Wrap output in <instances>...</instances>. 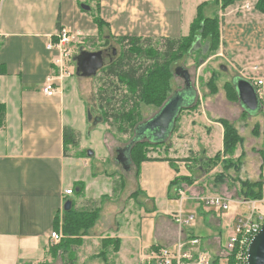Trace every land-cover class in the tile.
I'll list each match as a JSON object with an SVG mask.
<instances>
[{
    "label": "crops",
    "instance_id": "crops-1",
    "mask_svg": "<svg viewBox=\"0 0 264 264\" xmlns=\"http://www.w3.org/2000/svg\"><path fill=\"white\" fill-rule=\"evenodd\" d=\"M208 1H2L0 105L5 108V117L0 129V264H117L121 260L133 264H147L152 263L146 260L150 256L148 254L157 248L173 249L186 235L194 236L193 231L188 232L177 226L172 216L180 208L183 211V201H196V198L205 195L201 191L200 183L214 171L220 169V172V166L210 173L194 178L191 173H203V167L196 158L185 163L177 162L176 165L164 160L143 162L140 165L139 178H129L133 185L128 194L124 195V180L118 191L112 187L110 178L92 172L84 175L81 166H86L87 161L78 159V153L83 151L88 158H96L95 151L88 154L90 151L86 148L85 140H90L91 132L96 129L92 127L98 121V125L101 124L100 116L97 119L92 118L90 107L86 109V105L78 97L77 88L81 87L80 77L76 75L75 57L78 54H73L68 62L69 74L57 79L53 97H46L42 89L48 76L58 75L53 64L55 53L47 49V44L56 41L59 28L77 35L85 30H93L99 36L93 18L89 16L97 5L100 19L108 26H104V38L112 36L176 40L188 35L197 7ZM246 2L247 0H243V3ZM82 5L88 6L89 10L82 9ZM216 5L218 10L215 13L220 17L222 42L219 53L227 61L226 65L236 70L238 77L243 79H264V62L261 60V53H264L263 15L255 10V3L253 12L248 4L239 8L229 7L224 11L220 9V4ZM253 51V54H247ZM249 56L254 57L253 60L258 63L246 68L250 73L245 74L240 68L249 60ZM74 67L75 73L72 72ZM72 76H76L77 80L72 81ZM262 86L264 87V81ZM262 86L258 90H261L260 95L263 97ZM88 90L90 91L89 88ZM196 98L192 106L196 102L198 105L195 110L190 109L193 113L190 118L187 117L189 122L191 119V128L201 129L202 135L195 138V149L192 151L200 152L201 155L204 153L206 158H213L223 150L224 130L218 120L229 122L224 115L232 113V119L241 121L247 112L238 101L230 102L223 92L209 94L204 101ZM259 100L264 107V99L259 96ZM209 113L214 115L209 116ZM240 123V129L244 130L246 124ZM182 125L181 131L184 130ZM253 127L252 132L260 137L259 126L255 123ZM64 128H70L78 135L77 145L80 151L74 157L69 155V149L76 146L68 145L66 152L64 150ZM215 132L220 141L217 147L211 140ZM237 133L239 134L238 131ZM179 135L183 138L186 134ZM243 143L242 140L236 147L234 159H242ZM173 148L167 150L168 154L164 157L157 158L181 160L188 157L184 150L176 154ZM252 151L256 154L262 153L258 147H254ZM178 175L192 178L194 182L190 186L183 184L176 191H169L171 181ZM257 176L258 179L248 181L263 183L261 200L247 201L240 198L238 183H233L235 186L231 189L235 194L231 193V178H227L220 185L224 187L222 191H218V187L214 189L219 194L210 193V196H225L236 203L250 205V210L253 203L258 209L264 208V165L260 167ZM240 179L245 180L242 177ZM78 187L83 188L81 194H78ZM179 189L186 191L181 205L178 199ZM67 190H72L73 193L66 195ZM67 203L70 205L69 209L96 213L94 223L86 235L79 237L77 244H70L68 251L59 247L60 241L54 242L51 239L54 231L62 235L60 229H55V221L58 219V224L62 223ZM201 210L198 208L197 211ZM223 214L224 212H219L220 217H225ZM146 218H154L156 222L151 238L144 241L138 219L142 221ZM209 220L210 230L220 233L221 219L210 216ZM234 220L235 218L230 223V236L234 230ZM209 238L211 239L206 241L205 246L211 248L219 245V238Z\"/></svg>",
    "mask_w": 264,
    "mask_h": 264
},
{
    "label": "rangeland",
    "instance_id": "rangeland-1",
    "mask_svg": "<svg viewBox=\"0 0 264 264\" xmlns=\"http://www.w3.org/2000/svg\"><path fill=\"white\" fill-rule=\"evenodd\" d=\"M194 1V0H193ZM210 1V2H209ZM207 3H204L203 5H200L197 7L198 13L200 12L201 15L204 17L210 16L215 17L217 16L219 18L218 13H215L216 10H218V7L215 3V0H209ZM252 1V2H251ZM254 0H250L246 3H243V0H237L231 5H229L227 8H239L241 6H245L246 4L249 5L250 10L252 12L254 11ZM93 5H95L93 3ZM94 7V6H93ZM226 8V9H227ZM241 11H245L244 9H241ZM247 11V10H246ZM249 11V10H248ZM245 14V13H244ZM263 15V14H261ZM92 18V15H89ZM197 16V12H196ZM195 16V18H196ZM264 17V15H263ZM194 18V19H195ZM106 34V33H105ZM71 36H73L71 49H72V56L73 54H79L80 51H97L100 50V48H104L107 44L111 45V47L115 50L118 57L122 53H127V47L126 43L119 45L115 40L108 39L106 43V39L103 37L96 36L94 34L93 30H85L84 32L78 34L71 33ZM207 41L203 40L202 42L200 40H194L193 41V47L191 51L187 54H185L183 57L179 58L178 60H174L171 63L172 70L175 68H183L185 69L189 75H190V82L191 86L193 88V93L195 94V97H197V100H201L207 98L209 94L211 95V89L209 88V80L212 78V76L215 78L214 84L216 88V93L223 92L226 96V91L224 89V85L226 83H232L234 78L238 77V73L236 70H234L231 66L226 65V60L223 59V57L220 55L219 51L215 52H207L208 50V44H205ZM220 43V42H219ZM162 42H160V39H148V41L139 43L138 45L148 49H154L159 50V53H162L164 49H162L161 46ZM217 45V44H216ZM218 47H221L220 44ZM220 49V48H219ZM247 53V54H253ZM222 54V53H221ZM233 54V53H232ZM262 56V62H264V53ZM72 59V58H71ZM248 61H245L244 66L240 68L245 74H249L250 71L246 68L251 67L254 64H257L258 62L256 60H253L254 57L249 56ZM107 62V61H105ZM144 64H146V60H141ZM75 65V64H74ZM67 66V65H66ZM225 68V71L222 70L221 67ZM68 68L70 67L68 63ZM264 68V66H263ZM245 69V70H244ZM174 71V70H173ZM72 72L75 73V67L72 69ZM260 72V71H259ZM262 74L264 76V70H262ZM80 77V76H79ZM242 78L241 76H239ZM77 80L76 76H72V81ZM106 82V83H105ZM108 79L104 77V73L100 70L97 72L96 76L92 77H80L79 84L82 86H85L83 89L79 86L77 88L78 91V97L79 100L82 101V104L86 105V109L90 107L91 109V115L92 118L101 117L100 108L98 105L97 98L99 97V89L101 87L107 88V85H109ZM105 83V84H104ZM90 89V91L88 90ZM170 88L171 93L170 96L182 91L185 88L184 80L180 77H173L170 81ZM262 90L264 91V87L262 86ZM261 91V90H260ZM89 94L91 96H89ZM214 95V94H212ZM261 99H264V96L260 95ZM264 102V101H263ZM190 103H193V101H190ZM90 105V106H89ZM158 108H155L153 106H145L141 105L139 108L140 113V120L137 127L140 125H143L147 123L149 120H151L156 113L158 112ZM193 112L190 110H182L176 117L175 120V129L171 133V135L165 140L164 144H161L159 146H152L148 145L146 148V151L148 153V156L151 158H157V157H164L166 154H168L167 150L175 151L176 154H179L181 150L185 151V154L188 156L190 160L193 158H196L198 160L206 158L205 154L200 152L192 151L195 149V138L200 137L201 129H193L191 128V119L189 122V118ZM230 113V112H229ZM264 107H262L261 110L255 112V113H247L244 115L241 121L232 119L233 117L232 113L224 115L225 119H229V122L236 128V130L239 132L242 140H243V157L241 159V167L238 173H235L233 170L230 171V175H228L229 178H238L242 177L245 180H251L254 181L258 179L257 173L260 170V167L264 165L261 164L264 162ZM214 114L209 113V116H213ZM189 118H188V117ZM200 122L202 121V117L199 118ZM99 120V119H98ZM97 120V121H98ZM240 122H244L246 124L244 130L240 129ZM99 121L94 125L96 128L94 131L91 132V138L90 140H85L86 148L90 152H96V158L90 157L88 158L86 153L83 151L78 157V159L87 161L86 166H81V168L84 169L83 173L86 175L89 172L94 173L95 175H101L105 178H110L112 180V187H115L116 190L119 191L120 189V183L124 180L125 183V189H124V195H127L128 190L132 187V179H129L131 176H135V167L133 163L129 164V170H124L123 166L118 162L117 160V152L118 149L125 148L130 141L133 139V133L130 129H127L125 133L118 132L116 129V126L111 127L108 126V124H105L103 122H100L101 124L98 125ZM257 124L259 126V130L261 132V136L259 137L258 134H255L252 132L253 130V124ZM181 124L182 128L184 130L181 131ZM127 127V126H126ZM201 128H204L203 126ZM206 130V129H205ZM185 133L186 135L181 139L179 134ZM87 134V133H86ZM84 137V134L82 135ZM105 138V139H104ZM212 142H214L215 147L220 143L219 137L217 132L214 133L213 138L211 139ZM176 147H175V144ZM178 144V145H177ZM199 146L202 147V144L199 143ZM254 147H258L262 153L257 154L252 151ZM79 146L76 145V147L69 149V155L71 157H74L76 155V152L78 151ZM213 149V147H211ZM201 149V148H200ZM248 149V150H247ZM187 150V152H186ZM203 152V151H202ZM107 155V156H106ZM99 156H102L104 158H98ZM233 158V157H232ZM98 159V160H97ZM234 159V158H233ZM235 160V159H234ZM86 164V162H85ZM183 166V165H182ZM216 169V168H215ZM214 170V169H213ZM220 170V169H219ZM218 170V171H219ZM82 171V169H80ZM217 171V170H216ZM212 173L209 177H206L200 185L201 191L205 192V195L202 196H210L214 193L217 194L218 191H222L224 187H220V185H216L214 182L215 174L219 173L218 171ZM194 178L200 177L201 175H204L203 173H191ZM240 176V177H239ZM229 182V181H228ZM231 182V181H230ZM229 184L231 185L230 189L235 186L233 182ZM239 186V185H238ZM94 187H97L95 185ZM218 187L217 193L215 192V188ZM229 189V191H230ZM99 191V190H98ZM96 191V193L98 192ZM200 191V192H201ZM94 193V192H93ZM92 193V194H93ZM231 193L235 194L232 192ZM219 194V193H218ZM73 198H76L74 196ZM173 205V204H172ZM183 212L186 214H192L194 219L191 222L189 226H184L185 231H193V235L196 236L200 240V246L201 249L206 251L209 255L213 257H217L218 253L227 242L230 237L229 230H230V223L232 224L233 219L237 220L240 217H243L244 215H247L250 210V205H245L243 203H236L234 200H230L229 203V209L224 212L225 217L219 216V211L214 208L205 207L200 202L193 201V200H185L183 201ZM198 208H201V212L197 211ZM259 211L261 213H264V208H259ZM223 214V215H224ZM215 216L219 217L221 219V232H212L209 227V217ZM233 217V218H232ZM232 218V221L229 223V219ZM234 220V222H235ZM120 221V222H119ZM119 223H122L121 220H119ZM139 228H141L143 233V240L146 241L151 238V234L154 230V225L156 222V219L154 218H146L142 221L139 220ZM142 225V227H141ZM209 237H217L219 238V245L212 246L211 248L205 246L206 241H209L211 238ZM151 245V244H149ZM151 247V246H149ZM150 255V254H148ZM221 257H219V260ZM117 264H133L130 263V261H119ZM147 264H154L147 263ZM220 264H227L225 259L220 260Z\"/></svg>",
    "mask_w": 264,
    "mask_h": 264
},
{
    "label": "trees",
    "instance_id": "trees-1",
    "mask_svg": "<svg viewBox=\"0 0 264 264\" xmlns=\"http://www.w3.org/2000/svg\"><path fill=\"white\" fill-rule=\"evenodd\" d=\"M235 1L237 0H215L217 4H220L222 11ZM254 1L255 10L264 15V0ZM198 11L187 36L176 40L160 39L162 49H164L162 53L154 49L146 50V48L138 45L139 43L148 41L147 38H114L112 36L105 38L106 43L108 39L115 40L119 45L126 43L127 53H122L118 57H115L112 62L100 70V72L104 73V77L110 81L107 88L101 87L98 92L99 97L97 100L103 123L111 127L116 126L117 131L121 133H125L127 129H130L134 138V132L140 120V113L138 111L140 106H153L160 109L170 97V81L175 76L171 63L183 57L186 53L188 54L194 45V40L207 41L205 44H208V54L209 52L219 51L220 47L218 46L219 44L220 46L222 45L220 39V17H204ZM92 18L100 33L99 37H103L104 26H108L99 17L98 5L93 10ZM59 30L61 29L59 28ZM144 59L147 61L146 64L141 62ZM214 80L215 78L212 76L208 82L211 94L216 92ZM224 89L226 91V98L230 102L238 101L237 92L232 83H226ZM197 105L198 102L190 108L183 110H195ZM4 117L5 108L3 105H0V129L3 127ZM218 123L222 125L224 130L223 150L218 152L213 158L197 159V162L202 165V171L206 174L220 166L221 171L215 174L214 182L216 185H222L229 178L230 171L233 170L235 173H238L240 170L241 157L235 160L232 157L236 147L242 143V139L228 121L219 119ZM63 143L66 152L68 145H77L78 135L70 128H64ZM161 144L137 142L132 146L130 159L131 163L134 164L137 179L139 178L140 165L143 162L164 160L171 165H176L177 162L185 163L190 161L189 158L178 160L149 157L146 151L148 145L159 146ZM175 169L177 170V167ZM231 180L233 183H238L240 198L247 201L262 199L263 183L261 181L249 182L247 180H239L238 178H231ZM193 182L192 178L178 175L171 181L169 191L172 189L176 191L183 184L190 186ZM82 190V187H78V194H81ZM95 217L96 213L93 212H79L72 208L64 211L62 223L59 225L58 219L55 221V229H60L63 235L59 247L68 251L70 244H77L79 237L86 235L88 229L94 223Z\"/></svg>",
    "mask_w": 264,
    "mask_h": 264
},
{
    "label": "built area",
    "instance_id": "built-area-1",
    "mask_svg": "<svg viewBox=\"0 0 264 264\" xmlns=\"http://www.w3.org/2000/svg\"><path fill=\"white\" fill-rule=\"evenodd\" d=\"M3 0H0V5ZM248 9V6H246ZM73 36L71 32L61 29L56 34V41H50L47 49L55 53L53 64L58 75L48 76L43 85V94L46 97H53L56 93L57 79H61L64 74L68 75L67 63L70 62L72 56ZM254 78V77H253ZM256 89L258 97L264 79L254 78L247 79ZM72 190L65 191L66 195H71ZM186 196V191L178 190V199L181 205ZM205 207L214 208L219 212H225L229 209L230 200L221 195L203 196L196 198ZM174 223L179 226H189L194 217L192 214H184L181 208L173 214ZM264 223V213H261L256 204H251L250 213L236 220L234 230L228 239V242L221 247L217 257L209 255L201 249L200 240L192 235H186L184 239L179 240L173 249L157 248L152 251L146 260L154 262V264H220V260L225 259L227 264H247V252L253 238L259 233ZM54 242H59L62 235L57 232L51 234ZM219 257L221 259L219 260Z\"/></svg>",
    "mask_w": 264,
    "mask_h": 264
},
{
    "label": "water",
    "instance_id": "water-1",
    "mask_svg": "<svg viewBox=\"0 0 264 264\" xmlns=\"http://www.w3.org/2000/svg\"><path fill=\"white\" fill-rule=\"evenodd\" d=\"M82 9L88 11V6H81ZM115 53V50H114ZM115 55V54H114ZM76 75L80 77H94L97 72L104 68L103 51H80L75 57ZM222 70L225 68L222 66ZM175 77L180 76L184 80L185 88L173 95L162 105L156 115L147 123L140 125V130L147 133L137 135L123 149L117 150V160L125 170H129L131 163L130 152L132 146L137 142H143L148 139L153 143L161 144L171 135L175 126L177 115L183 110L190 108L196 97L190 82L189 73L183 68L174 69ZM232 84L237 92L238 102L248 113H255L261 110L262 106L257 95L256 89L248 80L237 77L234 78ZM145 129V130H144ZM91 155V152H88ZM69 203L65 205V210H69ZM247 264H264V223L259 233L251 241L247 252Z\"/></svg>",
    "mask_w": 264,
    "mask_h": 264
},
{
    "label": "flooded vegetation",
    "instance_id": "flooded-vegetation-1",
    "mask_svg": "<svg viewBox=\"0 0 264 264\" xmlns=\"http://www.w3.org/2000/svg\"><path fill=\"white\" fill-rule=\"evenodd\" d=\"M100 50L103 51L104 60L107 61V62L104 61V63H105L104 67H106L110 62H112L115 59L117 54H116V52L114 53V49L111 47V45H107L104 48H100ZM175 70H176V68H175ZM100 121L102 122V118L101 117H100ZM140 129H141V127L140 128L139 127L136 128V130L134 132V136L137 135L138 137H140V134L143 135V133H145V132L147 133V131L143 132V130H140ZM143 142H147L149 144H156V143L151 142L148 139H143Z\"/></svg>",
    "mask_w": 264,
    "mask_h": 264
}]
</instances>
